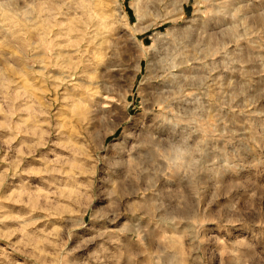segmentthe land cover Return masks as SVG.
Segmentation results:
<instances>
[{"label":"rangeland","instance_id":"rangeland-1","mask_svg":"<svg viewBox=\"0 0 264 264\" xmlns=\"http://www.w3.org/2000/svg\"><path fill=\"white\" fill-rule=\"evenodd\" d=\"M41 2L0 36V264H264V0Z\"/></svg>","mask_w":264,"mask_h":264},{"label":"bare ground","instance_id":"bare-ground-1","mask_svg":"<svg viewBox=\"0 0 264 264\" xmlns=\"http://www.w3.org/2000/svg\"><path fill=\"white\" fill-rule=\"evenodd\" d=\"M40 1V3H42L41 2V0H39ZM82 1V0H81ZM96 1H98L99 2V0H96ZM133 2V1H132ZM23 3V6L22 7H25V8H30L31 7V9L30 10H27V11H30L29 13H31L30 15H28L27 16V21H26V24H25V26H26V30H33V28H37L38 26H39V24H41L39 21H40V19L42 18V20H41V22L43 21V17H42V15H44L43 13V8H42V6H40V3H38L39 5H38V7H36V8H34L33 6L34 5H37V4H34L33 5V3H34V0H0V36H3V35H5L6 33H9L10 31H13V29L11 30V27L13 26L14 27V24L15 23H18V16H17V11H19V10H21V6H19V5H21ZM94 3V2H93ZM96 3V2H95ZM46 4H48V3H46ZM33 5V6H32ZM91 5V4H90ZM93 5V4H92ZM91 5V6H92ZM97 5V4H96ZM103 5V4H102ZM44 6V5H43ZM51 6V5H50ZM101 6V4L98 6V7H100ZM47 7V6H46ZM90 7V6H89ZM103 7V6H102ZM52 8V7H51ZM104 8V7H103ZM138 8V7H137ZM48 9V8H47ZM94 9V8H93ZM105 9V8H104ZM138 10H139V8H138ZM138 10H137V13H136V17H137V19H136V22H135V24H134V26H133V29H134V31H135V33L136 32H140L141 31V29H143L141 26H140V24H141V22L143 21V18H145V17H143V15L142 14H140L139 12H138ZM83 11V10H82ZM105 12V11H104ZM118 12L120 13V14H123V13H125L124 11H123V8H122V6H121V4H119V6H118ZM58 13V12H57ZM88 13V12H87ZM19 14V13H18ZM48 14V13H47ZM49 15V14H48ZM53 15V14H52ZM51 15V16H52ZM50 16V17H51ZM80 16V15H79ZM98 16V15H97ZM20 17V16H19ZM53 18V17H52ZM66 18V17H65ZM73 18V17H72ZM47 19V18H46ZM45 19V20H46ZM67 19H69V18H67ZM102 19V18H101ZM20 20V19H19ZM54 20V19H53ZM62 20H65V19H62ZM78 20V19H77ZM108 20V19H107ZM107 20H106V22H107ZM21 22V21H20ZM45 22V21H44ZM47 22V21H46ZM83 22V21H82ZM97 22V21H96ZM95 22V23H96ZM49 23V22H48ZM53 23V22H52ZM100 23V22H99ZM21 24V23H20ZM20 24H18V26H20ZM51 24V23H50ZM78 24V23H77ZM133 24V23H132ZM22 25V24H21ZM41 25H43V24H41ZM46 25V24H45ZM53 25H55V24H53ZM79 25V24H78ZM100 25V24H99ZM23 26H24V24H23ZM46 26H48V25H46ZM50 26V25H49ZM71 26V25H70ZM80 27H81V25H79ZM78 26V27H79ZM96 26V25H95ZM102 26V25H101ZM101 26H99V27H101ZM68 28V27H67ZM71 28H73V27H71ZM76 28V27H75ZM39 29V28H38ZM46 29V28H45ZM68 29H70V28H68ZM81 29V28H80ZM79 29V30H80ZM82 29H83V27H82ZM127 29V28H126ZM20 30H21V28H20ZM40 30V29H39ZM65 30V29H64ZM75 30V29H74ZM78 30V31H79ZM25 31V30H24ZM34 31V30H33ZM38 31V30H37ZM127 31V30H126ZM32 32V31H31ZM30 32V33H31ZM67 32V31H66ZM68 32H70V31H68ZM25 33V32H24ZM58 33V32H57ZM48 34V33H47ZM63 34H65V33H63ZM69 34V33H68ZM84 34H86V33H84ZM95 35H96V33H94ZM16 35H18V34H16ZM31 35H32V33H31ZM35 35V34H34ZM66 35V34H65ZM161 35V34H160ZM14 36V35H13ZM79 36V35H78ZM97 36V35H96ZM42 37H44L45 38V35L44 36H42ZM84 37V36H83ZM156 37H158V36H156ZM4 38V37H3ZM35 38V37H34ZM96 38V37H95ZM5 39H7L6 37H5ZM8 39H9V37H8ZM76 39H77V36H76ZM80 39V38H79ZM78 39V40H79ZM94 39V38H93ZM93 39H92V37H91V35L90 36H88L87 38H86V47H85V49H78V51H81V53L83 54L82 56H84V59H82L83 57H80L79 59H78V62L76 63V66H75V70L72 72V74H69L68 76H67V78L69 79V78H71V79H73V77L75 76V75H78V74H80V73H82V72H85V69H86V67L88 66V65H90V63H91V61H92V59H91V57L93 56H91V57H89L90 56V53H94L95 55H98V57L99 56H101L102 58L104 57V58H106V59H110V58H112V54L115 52V51H117V49L112 53V49L110 48V46H108V43H107V41L105 40V41H102L101 43H99V45L100 46H95V45H93ZM78 40H77V42H78ZM99 40V39H98ZM3 42H5L4 40H2ZM80 41H81V39H80ZM2 42V44H5V43H3ZM79 43V42H78ZM77 43V44H78ZM81 43V42H80ZM104 43H105V45H104ZM39 44V43H38ZM60 44V43H59ZM37 45V44H36ZM98 45V44H97ZM59 46V45H58ZM4 47V46H3ZM36 47V46H35ZM113 48V47H112ZM36 49V48H35ZM115 49V48H114ZM161 49V48H160ZM163 49V48H162ZM68 51V50H67ZM160 51V50H159ZM161 52V51H160ZM71 53V52H70ZM78 53V52H77ZM79 54V53H78ZM77 54V55H78ZM76 55V56H77ZM89 55V56H88ZM75 56V57H76ZM60 57V56H59ZM66 57V56H65ZM156 57V56H155ZM67 58V57H66ZM70 58V57H69ZM73 58V57H72ZM72 58H71V60H72ZM93 58V57H92ZM97 58V57H96ZM95 58V59H96ZM164 58V57H163ZM162 58V59H163ZM99 59V58H98ZM75 60H77V59H75ZM101 60H103V59H101ZM166 60V59H165ZM164 60V61H165ZM67 61V60H66ZM157 61V60H156ZM68 62V61H67ZM66 62V63H67ZM73 62H75V61H73ZM98 62V61H97ZM96 62V63H97ZM108 62V61H107ZM107 62H106V64L105 65H107ZM159 62V61H158ZM170 62H171V60H170ZM95 63V62H94ZM93 63V64H94ZM100 63V62H99ZM175 63H176V60H175ZM47 64H49V63H47ZM73 64V63H72ZM72 64H70V65H72ZM159 64V63H158ZM168 64H171V63H168ZM50 65V64H49ZM69 65V66H70ZM176 65V64H175ZM174 65V66H175ZM73 66V65H72ZM102 66V65H101ZM112 66H115V65H112ZM168 66V65H167ZM82 67H83V69H82ZM104 67V66H103ZM118 67V66H117ZM117 67H113V68H117ZM105 68V67H104ZM119 68V67H118ZM117 68V69H118ZM166 68L167 67H165V71H166ZM69 69H70V67H69ZM88 69H90V68H88ZM96 69V68H95ZM102 69V68H101ZM98 70V69H97ZM161 70V69H160ZM43 71V70H42ZM60 72V71H59ZM64 74H66V73H64ZM162 74V73H161ZM172 74V73H171ZM92 75V74H91ZM80 76V75H79ZM89 77H90V75H88ZM66 77V76H65ZM67 78H64V79H67ZM83 78V77H82ZM88 78V77H87ZM85 79V78H84ZM166 82V81H165ZM81 84H82V86L83 87H87L86 86V83L85 82H83V81H81L80 82ZM162 86V85H161ZM67 87V86H66ZM165 88L166 87H164V91H165ZM71 89V88H70ZM83 89V88H82ZM160 90V89H159ZM80 91V90H79ZM69 92V91H68ZM71 92V91H70ZM170 92V91H169ZM69 95H71V94H69ZM78 95V94H77ZM160 99V98H159ZM163 99V98H162ZM84 100V99H83ZM155 133V132H154Z\"/></svg>","mask_w":264,"mask_h":264}]
</instances>
